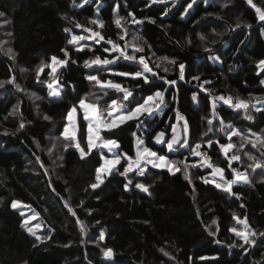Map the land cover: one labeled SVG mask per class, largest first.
<instances>
[{
    "label": "trees",
    "instance_id": "16d2710c",
    "mask_svg": "<svg viewBox=\"0 0 264 264\" xmlns=\"http://www.w3.org/2000/svg\"><path fill=\"white\" fill-rule=\"evenodd\" d=\"M81 1L0 0V12L4 13L0 20L5 21L7 30L4 36L0 32V80L15 77L19 86L0 88V264H264V236L260 235L264 233V167L253 171L257 161L264 162V148L259 144L252 147L251 141L256 138H232L234 147L228 156H240L239 161L232 162V168L249 178L248 184L238 182L232 186L235 195L211 182L212 168L200 166L199 156L179 145L174 146L176 152L170 153L166 143L154 141L159 132H164L169 140L171 125H184L187 121L192 145L200 143L198 151H204L213 166L225 170V179H234L228 159L216 143H229L226 133L230 129L225 127L221 131L220 121L247 132L264 130V110H255L261 101L264 109V70L257 67L264 60V22L257 20L255 9L246 0H196L187 13L185 9L192 0H101L103 6L99 9L98 0H91L83 7L74 6ZM253 2L264 8V0ZM133 16L142 23H134ZM118 17L123 18L120 28L115 23ZM97 19L103 27L92 23ZM77 23L100 32L121 47L127 46L128 54H133V46L143 48L135 55H143L152 71L176 80V85L164 84L151 73H145L148 84L143 78L111 75L113 70H142L138 61L123 57L110 65L85 67V60L96 56L114 59L119 53L109 55L103 51L111 49L104 41L97 44L82 40L79 45H69L71 35L65 28L74 35L85 33L75 26ZM237 23L240 27H236ZM137 36L140 39H134ZM77 47L82 50L76 51ZM62 48L69 51V57H64ZM4 49H11L15 59H10ZM53 55L69 61L58 72V84L62 87L59 99L49 97L46 69L39 81L36 78L40 59ZM213 56L215 60L210 58ZM162 57L168 60H161ZM171 60L176 63H169ZM180 64L185 65L183 80L179 78ZM89 74L121 83L133 93L129 97L131 104L123 101V93L114 89H106L104 95L95 81L85 79ZM194 76H199V81ZM201 84L206 91L201 90ZM164 89L168 90L164 93L162 112L157 109L151 118L144 114L139 121L105 131L109 135L137 133L145 146L158 154L184 160L189 165V179L184 178L183 170L171 174L167 169H147L143 177L128 174L133 183L126 190L127 179L119 172L128 160L122 156L118 171L113 170L97 188H91V184L97 183V167L89 158L81 159L75 142L61 138L69 111L75 105L77 141L87 151L88 124L79 105L81 99L86 98L85 102L95 104L105 115L113 98L119 97L123 105L135 107L147 95ZM29 92L39 100L34 102ZM194 94L196 101L192 99ZM214 97H232L233 104L239 97L249 103V108L246 112L234 111L216 100L217 115L213 116ZM177 111L183 120H177ZM245 115L252 119H244ZM44 116L50 119L45 120ZM146 119L150 122L145 123ZM209 119L212 125L208 124ZM21 123L23 129L19 127ZM49 135L56 136L62 146L58 154L47 151ZM209 139L213 142L211 147ZM65 144H69L67 149ZM119 153L134 160L136 146L133 142L123 145ZM246 153L254 156L255 161L248 159ZM179 167L183 169L184 165ZM215 181L221 182L218 178ZM136 183L145 184L148 191L136 188ZM13 200L36 212L43 225L37 235L47 239L40 242L28 233L24 215L10 206ZM234 215L247 220L250 232L255 233L248 238L255 243L245 244L229 231L241 228ZM77 220L87 228L86 232H81ZM101 230L105 233L103 240L99 238ZM107 249L112 250L111 259L104 258Z\"/></svg>",
    "mask_w": 264,
    "mask_h": 264
},
{
    "label": "snow or ice",
    "instance_id": "6c2138e0",
    "mask_svg": "<svg viewBox=\"0 0 264 264\" xmlns=\"http://www.w3.org/2000/svg\"><path fill=\"white\" fill-rule=\"evenodd\" d=\"M89 0H84V3H88ZM152 2H157V0H152ZM162 2V0H161ZM246 2L255 9L256 13H257V20L264 22V8L258 7L253 0H246ZM196 3V0H192L191 3L188 4L187 8L185 9V13H187L188 9L192 7V5ZM74 6H78V7H83V4L81 5H75ZM227 6V5H225ZM114 14L115 10H114ZM129 15H133L131 13H129ZM184 14H182L183 17ZM4 16L3 12H0V17ZM123 18L118 17L115 20L116 26L118 28L121 27V20ZM133 22L136 24H140L142 23V21L135 19V17L133 16ZM152 23H155V21H151ZM7 23V21H6ZM92 23L96 24L98 27H103V22L100 21L99 19L92 21ZM77 28H83L84 32H88L90 33L89 36H83V35H74L70 33V30L68 28H65L64 31L66 33H69L71 35V38L68 40V44L69 45H79V42L82 40H93L95 43L99 44L101 41H104L105 43L111 45V49L109 48H103V51L108 52L109 55H111L113 52H118L119 56L114 58V59H108V58H101L100 56H96L93 59H88L84 61V66L85 67H91L92 65H110L113 63L118 62L120 57H123L124 60L127 61H138L140 65H142V70H136L134 72H129V71H115L113 70L110 74L113 76H117V77H128L131 76L132 78H143L144 79V83L148 84L149 83V78L145 75V73H151V76L154 77L155 79H162L164 84L170 85V86H175L177 81L176 80H168L164 77H160L158 76V74L155 71H152V69L149 67V64L146 60V58L141 55L139 57H137L135 55L136 52H143V48L140 47H136L133 46V54H128L127 53V46L121 47V45H119L117 42L112 41L111 39H105V37L103 35H101L100 32H96L93 31L90 28L84 27L83 25L80 24H76L75 25ZM246 26H250V25H246ZM236 27H240V24L237 23ZM120 39H124L123 36L119 37ZM199 38L201 40H205V36L200 35ZM134 39H140L139 36L135 37ZM82 47H77L76 51H81ZM61 51L64 53V57H69V51L66 48H62ZM206 51H210L208 49H206ZM9 55L10 59H15V54L12 53L11 49H8L7 53ZM211 59L215 60L216 57H210ZM161 60H165L167 61L168 58L167 57H162L160 58ZM68 59H61L58 58L57 56L53 55L50 58V63H46L44 60H41L40 64L37 66L36 69V78L39 81L41 78L42 73L45 72V69H51L50 72H47L46 74L49 77V80L51 81L50 83H48V87H49V96L50 97H54V98H59L61 96V91L59 88H54L53 84H57L59 82V75H58V68L65 66L68 63ZM76 60H71V63H76ZM169 63L175 64L176 61L175 60H171L169 61ZM157 67L159 68L160 65H157ZM257 67H261L262 70H264V60L260 61L259 64L257 65ZM180 68V76L179 78L181 80L185 79V65L184 64H180L179 65ZM165 72H167V69H164ZM85 79L88 81H95V84L100 86L101 90L103 91L104 95H107V91L106 89H114L116 90L117 93H123V97L122 100L123 101H129V97H131L133 95V93L122 87L121 83L116 82L114 80H101L100 78H98L97 75H87L85 76ZM194 80L199 81V76H194L193 77ZM210 83V81H203V84H207ZM203 84L199 85L201 87L202 91H206V89L203 88ZM261 84L264 85V80L261 81ZM5 85H13L14 87L19 88V86L15 83V77H10L9 79L6 80H0V88H4ZM168 89H164L163 91L161 90H156L153 94L151 95H147L146 97L143 98V102H137L135 107H129V106H125L123 105L122 101L120 100L119 97L117 98H113L111 100V103L108 106L107 109V115H104V112L101 111V113L99 115H96V105L93 103H85V99H81L79 101V105L80 107H82L84 109V120L88 123V128H87V151H85V149L83 147H81V143L79 141H77V137H76V125L75 123H73L72 126V132L69 133V129L68 127H65L64 132H63V138L64 140H71L73 142H75L74 146L76 147L77 151H79L81 159H83L88 153H90L94 148H106L108 149L109 152H112L113 149H118L119 148V144L117 143V141L115 139L112 138H103L100 135V131L101 128H107L109 130L114 129V128H119L121 125L126 124L129 121H139L140 118L144 115L147 114L149 116L153 115L155 113V111L157 109H159L160 112L163 111V109L161 108V104L164 103L165 97H164V93L167 91ZM175 99V96L173 97ZM37 99H39V97H37ZM193 101L197 100L196 95L194 94L192 97ZM216 100H221L223 101L225 104H228L230 107L233 108L234 111L237 110H245V112L247 111V109L249 108V103L239 97L235 98V103L233 104V98L232 97H214L213 98V116H216L217 113L215 111L216 109V104L215 101ZM131 104V101H129V105ZM18 108V105L14 107L13 112H9V115H13V113L16 111V109ZM256 111H262L264 109L261 108H255ZM76 111V107L75 105L73 106V108L69 111L68 115L69 118H72V114ZM91 111L92 115H89V112ZM176 117L177 120H183L184 118L180 115L179 111L176 112ZM45 120L50 119V117L48 116H44ZM244 119L246 120H251L252 117L250 115H245ZM209 125H212L213 121L211 119H209L208 121ZM221 131L224 130V128H228L230 129L229 132L226 133V137L229 141V143H221L219 141H216V143L219 145L221 151L224 153L225 158L228 159V165L229 168L232 171L233 177L234 179L232 180H228L225 179L224 177V169L220 168V167H215L210 163V158L207 157L206 153L203 152H199L198 149L201 147L200 143H196L195 146L192 145V143L190 142V140L188 139V123L187 121L184 122L183 125V133H184V138L181 141L180 136L177 134V125H171L172 127V131L174 133V135L172 136L171 140H164V134L163 133H158L157 136L154 138L155 142L157 144H163L166 143L167 147H168V152L172 153V152H176L178 149L176 147H174L175 145H179L180 148H185L188 149L190 154L193 156H200L202 158V163L200 166H206V167H210L212 168V172L213 175H219L220 177V181L219 183H217L215 180L211 181L212 183H215V186L217 188L222 189L223 191L229 193L230 195H235V193L232 192V186L238 182H243L244 184H248L249 183V178L245 173H240L237 172L235 168H232V162L233 161H239L240 160V156L238 155H231L230 157L228 156V153L231 149H233L234 144L231 142L232 138L234 136H241L242 139L244 141H248L249 140V136H254L256 139L255 141H251L252 143V147H257V144H259L260 147L264 148V130H261V133H255L252 132L251 129L248 130V135H245L244 133L240 132L237 128H235L232 124H224V121L221 120ZM20 129L24 128V124L21 123L19 125ZM137 127H139V124H137ZM213 129L212 127H209L208 131L211 132ZM4 135H8L7 132L3 133ZM134 137H137V133H133L132 134ZM205 135H207V133H205ZM81 139H83V134L81 135ZM212 140L209 139L208 141V145L209 147L212 146ZM135 144H136V157L133 160L131 157H129L127 154H122V153H113V158L112 159H105L104 156H101V159L104 160V164L102 167H99L96 169V180L97 183H93L90 185L91 188L95 189L99 186L100 183H103L100 173L102 172H106L111 174V172L113 170L118 171V169H116V166L120 164L121 161V156H123L124 159L128 160V164L126 166H124L123 171L119 172V175L124 176L127 179V183L125 184V189L127 190L128 186L131 185L133 183V180L128 178V173L132 172L135 169H138V171H136V175H144L145 173V167H143L142 165H148L151 164V166L153 168H166L168 170L169 173L171 174H175L176 172H179L181 170H183L184 172V178L186 180L189 179V165L187 163H185L184 160H170L168 159L165 155H160L158 154L157 151L152 150L151 148H149L148 146H145V142L142 138H136L135 140ZM65 149H67L69 147V144H65L64 145ZM248 155V159L250 160H254L255 161V157L252 156L250 153H246ZM262 155H264V153H262ZM186 159V158H185ZM183 164L184 167L183 169H181L179 167V165ZM193 167H195L196 165H192ZM264 167V162H260L257 161L255 163V167L253 168V171H255V168H262ZM206 183H208L209 181H205ZM135 187L147 192L148 191V187L143 184V183H136ZM81 204H83V201L81 202ZM13 209H17L18 207H21L20 203L16 200H13L11 205H10ZM243 206V205H241ZM24 207H29L27 205H24ZM65 207L68 208L69 212H72L71 207L65 203ZM21 216L24 215L23 212L20 213ZM73 215H75V213H73ZM35 218V216L33 217V219ZM233 219L236 220V222L238 224H243L244 228L249 230V234L251 235H255V233H251L250 229H249V225L247 223V220H240L238 217H236L235 215L233 216ZM24 225H27L29 223V221L27 219L24 220ZM77 223L81 225V232H86L87 228L82 224L81 221L77 220ZM213 223H216L215 221H213ZM37 228H39V225L36 226ZM28 231V233L30 235L35 236V239L37 241L42 242L43 240L47 239V236H41V235H37L32 228H27L26 229ZM229 231L233 232L237 237L241 238L245 244H253L255 243V241L250 240L248 238V234H245V232L243 231H238L236 228H230ZM210 235H214V233L210 232ZM260 235L264 236V233H261ZM105 237V233L103 230L100 231V240H103ZM35 246V245H34ZM235 246V245H232ZM242 246V245H241ZM163 251V250H162ZM112 250L111 249H107L104 250V258L105 259H111L112 258ZM164 255H168L167 252H164ZM171 258V257H170Z\"/></svg>",
    "mask_w": 264,
    "mask_h": 264
},
{
    "label": "rangeland",
    "instance_id": "374dc122",
    "mask_svg": "<svg viewBox=\"0 0 264 264\" xmlns=\"http://www.w3.org/2000/svg\"><path fill=\"white\" fill-rule=\"evenodd\" d=\"M91 2V0H89V2L88 3H84V0L83 1H81L79 4H77V5H81V4H83V6L84 5H86V4H89ZM103 6V2L101 1V0H98V3H97V9H99L100 7H102ZM78 7V6H77ZM115 12H117V9L115 10ZM5 21H3V20H0V27H2V29H0V32H3V36L4 35H6V33H7V30H6V28H5ZM86 27V26H85ZM82 30H83V28H82ZM87 35L89 36L90 35V33H88V32H85L84 34H83V36H86L87 37ZM2 36V37H3ZM7 38V37H6ZM6 39L4 40V42L6 43ZM7 51L8 50H6V49H4V53L6 54L7 53ZM6 55H8V54H6ZM41 60H44L46 63H50V58L49 57H44V58H41L40 59V62H41ZM61 68V67H60ZM60 68H58V72H59V70H60ZM260 69H261V67H260ZM51 71V69H47L46 68V73L47 72H50ZM47 77H48V75H47ZM51 81L49 80V77H48V83H50ZM53 87L54 88H59L60 89V91H61V94H62V87L57 83V84H53ZM50 91V90H49ZM28 95L29 96H31V98H32V100L34 101V102H37L39 99H37V97L36 96H33V93L32 92H29L28 93ZM50 97V96H49ZM61 97V96H60ZM59 97V98H60ZM50 98H52V99H59V98H54V97H50ZM85 103H88V102H85ZM262 105H263V101H261L260 103H258V105H256L255 107L257 108H261L262 107ZM83 109V108H82ZM83 112H84V109H83ZM100 114V112L98 111V109H97V107H96V115H99ZM89 115H92V113H91V111L89 112ZM107 115V113L105 114V116ZM148 118H151V116H149L148 115ZM150 122V120L149 119H146V121H145V123H149ZM73 123H75V125H76V133H77V124H76V114H75V112L72 114V118L70 119L69 118V115L67 114V116H66V124H65V126H64V128H63V131H62V134H63V132H64V129H65V127H68V129H69V133H71L72 132V126H73ZM88 124V123H87ZM175 125H177V134L180 136V138H184V133H183V125L182 124H180V123H176ZM88 128V127H87ZM240 132H242V133H244L245 135H248V132H247V130L245 129V128H242V127H236ZM105 130H108L107 128H101V131H100V135H101V137H103V138H112V139H115L116 141H117V143L119 144V148L118 149H113L112 150V152H109L108 151V149H106V148H94L90 153H88L85 157L86 158H89L90 159V161L92 162V163H94V165L97 167V168H99V167H102L103 166V164H104V160L103 159H101V156H104V158L105 159H112L113 158V153H119V150H120V148L123 146V145H128V144H130L131 142H133L134 144H135V140H136V138H141L140 136H138V137H134V136H131V134H124V133H117V134H111V135H109L108 133H106V131ZM159 133H163L164 134V140H166V136H165V133L164 132H159ZM61 134V138L64 140V138H63V135ZM88 135V134H87ZM174 135V133H173V131H172V135L170 136V139L169 140H171L172 139V136ZM157 136V135H156ZM155 136V137H156ZM250 138H254L253 136H249ZM154 141H155V139H154ZM60 145L61 144H59V142H58V140H57V137L56 136H52V135H49L48 136V145H47V151L48 152H50L51 154H53V153H59L60 152V148L62 147H60ZM135 146H136V144H135ZM168 158V157H167ZM135 159V158H134ZM168 159H170V158H168ZM121 160H122V156H121ZM170 160H173V159H170ZM200 162H202V160H200ZM144 167H145V171L147 170V169H154V170H159V169H166V168H153L152 166H151V164H148V165H144ZM116 168H117V166H116ZM134 170H135V168H134ZM109 173H106V172H102V173H100V176H101V179H103L106 175H108ZM210 176H211V178L213 179V180H215V179H220V177H219V175L217 174V175H213V172L210 174ZM19 202V201H18ZM20 203V205H21V207H18L17 209H19L21 212H23L24 213V220L25 219H27L28 221H29V223L27 224V225H24L25 226V228L27 229V228H32L33 229V231L37 234L38 232H39V230H41L42 229V227H43V225L38 221V219H37V214H36V212H34L32 209H30L29 207H24V205L25 204H23V203H21V202H19ZM35 216V218L33 219V217ZM37 225H39V228H37L36 226ZM240 226H241V228H240V231H243V232H245V234H247V232H246V230L245 229H243L242 227H243V224H240ZM234 234V233H233ZM235 235V234H234ZM249 236H252L251 234H248ZM239 238V237H238ZM239 239H241V238H239ZM241 241H243L242 239H241ZM244 242V241H243Z\"/></svg>",
    "mask_w": 264,
    "mask_h": 264
},
{
    "label": "built area",
    "instance_id": "2783aa9c",
    "mask_svg": "<svg viewBox=\"0 0 264 264\" xmlns=\"http://www.w3.org/2000/svg\"><path fill=\"white\" fill-rule=\"evenodd\" d=\"M200 152H203V153H205L204 151H200ZM200 157V156H199ZM208 157V156H207ZM201 158V157H200ZM202 159V158H201ZM143 167H144V165H142ZM136 171H138V169H135V170H133L132 172H130V173H128V174H133L134 175V177H137V178H139V177H143L144 175H145V173H144V175H136ZM127 174V175H128Z\"/></svg>",
    "mask_w": 264,
    "mask_h": 264
}]
</instances>
